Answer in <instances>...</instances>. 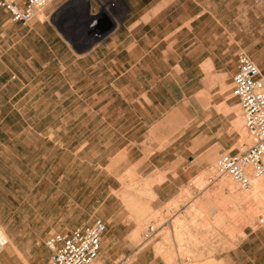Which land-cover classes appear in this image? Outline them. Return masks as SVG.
I'll use <instances>...</instances> for the list:
<instances>
[{
	"label": "rangeland",
	"instance_id": "374dc122",
	"mask_svg": "<svg viewBox=\"0 0 264 264\" xmlns=\"http://www.w3.org/2000/svg\"><path fill=\"white\" fill-rule=\"evenodd\" d=\"M159 1L53 0L26 26L0 10V226L15 245L0 264H48L49 235L95 219L96 264H264V199L241 200L213 168L249 143L232 77L207 63L195 85L186 28L172 53L191 0L154 16ZM227 17L229 56L264 67V0H234Z\"/></svg>",
	"mask_w": 264,
	"mask_h": 264
},
{
	"label": "built area",
	"instance_id": "2783aa9c",
	"mask_svg": "<svg viewBox=\"0 0 264 264\" xmlns=\"http://www.w3.org/2000/svg\"><path fill=\"white\" fill-rule=\"evenodd\" d=\"M50 1L0 0V10L11 23L26 26ZM235 63L230 96L237 101L249 143L244 150L221 154L214 168L219 177L229 178L242 191H249L253 182L264 180V78L245 52L236 53ZM258 222L262 225L264 219ZM104 231L105 224L95 219L83 228L49 235L44 242L48 264H96ZM153 234L154 228L147 227L143 240ZM6 245L7 237L0 226V253Z\"/></svg>",
	"mask_w": 264,
	"mask_h": 264
},
{
	"label": "crops",
	"instance_id": "0c3cea01",
	"mask_svg": "<svg viewBox=\"0 0 264 264\" xmlns=\"http://www.w3.org/2000/svg\"><path fill=\"white\" fill-rule=\"evenodd\" d=\"M253 2L257 4V2ZM191 3L193 12L189 13V15L186 17V20H183L184 22L179 20L177 24L174 21V18H172V53H181V51L184 52L181 50L180 45H176V33H180L183 28H186L188 37H191L187 46V54L189 55V58L195 56V60L189 64L188 69L192 68L199 72L198 80L195 81V85H202V81L200 80L202 78L200 74L203 73L201 72V66L207 63L211 65L212 71L215 73L212 75L226 76L228 78L233 77L236 72V52L232 47H234L237 43L235 40L237 38L238 28L236 25V18H234V21H231L230 23L228 22L229 19L227 16L229 12V6L234 3V0H191ZM155 6L161 7H159L156 15L154 16H158V14L162 15L166 9V7L163 6V1L160 0L155 4ZM144 16L146 19H143ZM150 19V15L142 14L139 20L145 21ZM134 23V26L137 27L140 22L135 21ZM184 23H186V26H184ZM202 45H204L203 49ZM208 45H210L209 48H207ZM230 46H232L230 50H233L231 56H229L230 51H228ZM224 47H226L225 51H220L219 48L223 49ZM226 51H228V62H232L231 64H228L227 68L223 66V63L225 62L223 53ZM202 54L205 56L203 58H199V56ZM177 67L180 69V71L183 69V66H181L180 63H177ZM260 70L264 78V67H262ZM216 116L217 113L210 110L209 115H207V120H215L219 118ZM214 125L215 124H211L209 127L213 128ZM165 150L166 149H163L160 152H164ZM163 157L164 155H162V158ZM161 185H164V182ZM9 240L15 247L12 239ZM12 252L13 251H11V253Z\"/></svg>",
	"mask_w": 264,
	"mask_h": 264
},
{
	"label": "bare ground",
	"instance_id": "6f19581e",
	"mask_svg": "<svg viewBox=\"0 0 264 264\" xmlns=\"http://www.w3.org/2000/svg\"><path fill=\"white\" fill-rule=\"evenodd\" d=\"M53 1V0H52ZM52 1H50L49 3H51ZM48 3V4H49ZM41 17H42V14H39L38 15V17H37V20L39 21L40 19H41ZM206 66V65H205ZM205 68V67H204ZM202 94L200 93L198 96H201ZM213 160V159H212ZM211 161V160H210ZM214 168V167H213ZM229 179V178H228ZM226 180L225 178H224V180H222V182L220 183L221 185H223V187L224 186H229L228 187V189L230 188L231 190L232 189H234L233 187V184H232V182H230L231 180L229 179V180ZM125 187V186H124ZM130 187H132V185L130 186ZM222 187V188H223ZM127 189H129V187L127 186ZM230 189H229V191H230ZM125 191V190H124ZM234 191V190H233ZM231 192V191H230ZM241 192V191H240ZM246 192V191H245ZM245 192H242L241 193V195H239V196H241V200H247V199H249V200H253V201H256L255 203H257V200L260 202L261 200L263 201V199H264V180H259V181H255V182H253V185H252V187H251V189L249 190V191H247L246 193ZM232 193H234L235 194V192H232ZM123 194V193H122ZM236 194H239V192L238 193H236ZM235 194V195H236ZM124 196H126L125 194H124ZM238 195L236 196L238 199L240 198ZM123 198V197H122ZM125 198V197H124ZM123 200V199H122ZM263 204V203H262ZM262 206H264V205H262ZM264 208V207H263ZM139 227V226H138ZM135 234V232L132 234V236ZM14 246L12 245V243H11V241L7 238V247L5 248V254L7 255V254H9V253H11V251H13L14 250ZM15 251V250H14ZM4 253V252H3ZM4 256V255H3ZM203 264V263H202Z\"/></svg>",
	"mask_w": 264,
	"mask_h": 264
}]
</instances>
